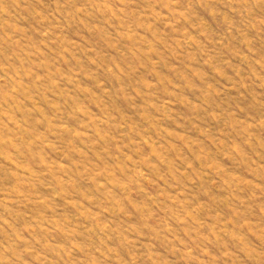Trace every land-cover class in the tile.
<instances>
[{
  "label": "rangeland",
  "instance_id": "1",
  "mask_svg": "<svg viewBox=\"0 0 264 264\" xmlns=\"http://www.w3.org/2000/svg\"><path fill=\"white\" fill-rule=\"evenodd\" d=\"M0 264H264V0H0Z\"/></svg>",
  "mask_w": 264,
  "mask_h": 264
}]
</instances>
